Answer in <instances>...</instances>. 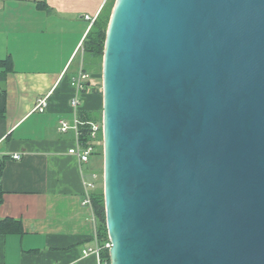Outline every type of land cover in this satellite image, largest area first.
I'll return each mask as SVG.
<instances>
[{"label": "water", "instance_id": "95a60500", "mask_svg": "<svg viewBox=\"0 0 264 264\" xmlns=\"http://www.w3.org/2000/svg\"><path fill=\"white\" fill-rule=\"evenodd\" d=\"M101 92L110 264H264V0H114Z\"/></svg>", "mask_w": 264, "mask_h": 264}, {"label": "crops", "instance_id": "0c3cea01", "mask_svg": "<svg viewBox=\"0 0 264 264\" xmlns=\"http://www.w3.org/2000/svg\"><path fill=\"white\" fill-rule=\"evenodd\" d=\"M109 0H0V220L20 231L0 234V264H99L92 208L84 205L94 162L68 154L76 145L70 106L76 58ZM92 83H95L93 78ZM46 99L43 113L33 109ZM79 110L102 109L80 93ZM20 155V160H14Z\"/></svg>", "mask_w": 264, "mask_h": 264}, {"label": "trees", "instance_id": "16d2710c", "mask_svg": "<svg viewBox=\"0 0 264 264\" xmlns=\"http://www.w3.org/2000/svg\"><path fill=\"white\" fill-rule=\"evenodd\" d=\"M114 0H109L106 6L102 9L94 23L92 24L89 32L87 33L83 43L82 52L76 58L75 72L76 75L79 71L89 75L92 80L96 74L92 70V67L96 66L100 61L102 62L104 42L106 37V30L110 18V14L113 8ZM83 93L90 92L94 94H101V86L97 83H92L90 86L85 85ZM102 109L97 113H88L79 110L77 113L80 124L77 127L78 141L82 145H88L90 143L91 126L90 123L101 122ZM102 157V135H100L99 145L97 151L92 155L90 161L94 162V167L91 168V175L93 173L100 174L102 176V169L98 168V159ZM101 183V185H100ZM102 177L98 180L97 187L93 191H90L88 196L90 200V207L94 215L95 222V237L97 244L100 248L99 259L100 264H110L109 261V248L105 245L109 243L106 221H105V208L103 197V184ZM20 231L19 222L9 219L0 220V234L14 233Z\"/></svg>", "mask_w": 264, "mask_h": 264}, {"label": "built area", "instance_id": "2783aa9c", "mask_svg": "<svg viewBox=\"0 0 264 264\" xmlns=\"http://www.w3.org/2000/svg\"><path fill=\"white\" fill-rule=\"evenodd\" d=\"M85 18L87 21L91 22V24H93L94 21L96 20V17L89 18L88 16H86ZM92 82H93L92 78L89 75L84 74L81 71H79L77 73V77L75 79H73V82H72V87L75 89L76 94L70 100V106L75 113V118H74L71 125L68 124L65 120H62L59 122V125H60L59 129L61 132H66L69 129H72L75 131L77 142L73 148L69 149L68 154L77 157L80 164H87L90 162L92 155L97 151V148L99 145V140H100V135H102V123L101 122L90 123V126H91V133H90V140L91 141H90V143L88 145H82L78 141L79 134H78L77 127L80 124V122L78 120L77 113L79 111V107H80V103H81L80 93H82L83 90L86 88L85 87L86 84L88 86H90L92 84ZM46 107H47L46 99H42V100L38 101V103L35 105L33 111L38 112V113H43L44 110L46 109ZM20 158H21L20 155H14L13 156L14 160H20ZM98 180H99L98 174L93 173L91 175L90 181L85 183L86 190L88 192H90V191H93L94 189H96ZM83 204L90 206V200H89L88 194H87L86 199L84 200ZM92 241H93V245L89 248L84 249L83 255L84 256L95 255L99 259L100 248L97 244L95 233L93 235ZM105 247L109 248L110 244L107 243L105 245ZM99 264H100V259H99Z\"/></svg>", "mask_w": 264, "mask_h": 264}, {"label": "rangeland", "instance_id": "374dc122", "mask_svg": "<svg viewBox=\"0 0 264 264\" xmlns=\"http://www.w3.org/2000/svg\"><path fill=\"white\" fill-rule=\"evenodd\" d=\"M92 70L95 72L96 76H95V81L97 83V85H99V87L101 86V70H102V62L100 61L99 63L96 64V66L92 67ZM101 88V87H100ZM100 97L102 98V92L100 94ZM98 168L102 169V173H103V151H102V157H100L98 159ZM99 176V180L102 176L98 173ZM103 184V183H102ZM101 185V183H100ZM97 187V186H96ZM98 188V187H97Z\"/></svg>", "mask_w": 264, "mask_h": 264}]
</instances>
